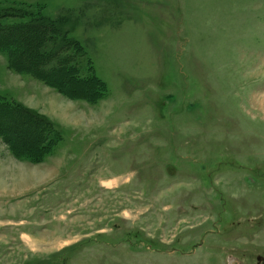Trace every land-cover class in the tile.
<instances>
[{"label":"rangeland","instance_id":"obj_1","mask_svg":"<svg viewBox=\"0 0 264 264\" xmlns=\"http://www.w3.org/2000/svg\"><path fill=\"white\" fill-rule=\"evenodd\" d=\"M35 17L66 44L47 82L0 44V264H264V0H0Z\"/></svg>","mask_w":264,"mask_h":264},{"label":"trees","instance_id":"obj_2","mask_svg":"<svg viewBox=\"0 0 264 264\" xmlns=\"http://www.w3.org/2000/svg\"><path fill=\"white\" fill-rule=\"evenodd\" d=\"M3 15H7V13H4ZM12 15V14H11ZM38 23V24H37ZM39 28V30H35ZM52 31L54 33H49L48 36H43L44 32ZM38 31V32H37ZM23 32V33H21ZM66 32L64 28H61V24H59V18H41V17H35L34 19H26L23 22L15 23V24H7L4 26H0V44L2 47H5V49L8 52V67L10 69H13V71L18 72H26L29 73L44 82L48 81V78L46 75H42L43 72H40V69L35 68H29L26 67L24 64H22V59L24 58L25 51L27 53H30L31 50L30 47L39 46L41 45L44 47V45L47 46L50 45V40L53 39L54 43H58V45L64 46L63 44H66V42L63 39V34ZM53 43V41H52ZM57 45V44H56ZM57 48H61L57 46ZM26 49V50H25ZM32 51V50H31ZM35 54V52H34ZM37 62H40L42 59L41 54L36 57L34 55ZM49 58V57H48ZM98 82V81H96ZM97 84V83H96ZM96 87V86H95ZM58 88V87H57ZM96 89H101V83L98 82ZM60 90V89H59ZM102 90V89H101ZM79 90H75V95L79 94ZM74 94V93H72ZM2 111V110H1ZM18 122L17 120H15ZM14 122V121H13ZM19 123V122H18ZM56 141L53 140L54 144ZM23 144V143H21ZM27 145V144H23ZM22 145V146H23ZM53 146V145H52ZM51 146V147H52ZM46 147V144H45ZM43 149V147H41Z\"/></svg>","mask_w":264,"mask_h":264},{"label":"water","instance_id":"obj_3","mask_svg":"<svg viewBox=\"0 0 264 264\" xmlns=\"http://www.w3.org/2000/svg\"><path fill=\"white\" fill-rule=\"evenodd\" d=\"M261 259V257L260 256H257V260H260Z\"/></svg>","mask_w":264,"mask_h":264},{"label":"flooded vegetation","instance_id":"obj_4","mask_svg":"<svg viewBox=\"0 0 264 264\" xmlns=\"http://www.w3.org/2000/svg\"><path fill=\"white\" fill-rule=\"evenodd\" d=\"M261 257V256H260ZM257 258V257H256ZM261 260V259H260Z\"/></svg>","mask_w":264,"mask_h":264}]
</instances>
